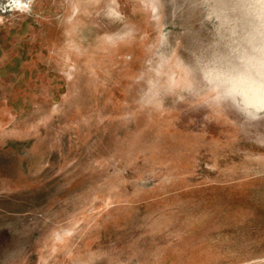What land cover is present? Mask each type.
<instances>
[{"label":"water","instance_id":"water-1","mask_svg":"<svg viewBox=\"0 0 264 264\" xmlns=\"http://www.w3.org/2000/svg\"><path fill=\"white\" fill-rule=\"evenodd\" d=\"M158 7L0 0V51L34 49L68 102L0 115V264H264V121L208 103L198 70L264 49V5ZM161 53L176 85L146 107Z\"/></svg>","mask_w":264,"mask_h":264},{"label":"clouds","instance_id":"clouds-1","mask_svg":"<svg viewBox=\"0 0 264 264\" xmlns=\"http://www.w3.org/2000/svg\"><path fill=\"white\" fill-rule=\"evenodd\" d=\"M35 0H8V7L22 13L30 14ZM264 5V0H257ZM144 6L157 17L159 0H143ZM109 15L119 17L113 9ZM210 18V17H209ZM257 19L264 21V9L257 12ZM132 35L131 32L116 33L105 38L109 42H120ZM256 55H241L235 62L223 59H210L198 62L200 78L204 91L208 94V103L218 109L228 108L242 118V124L252 126L264 121V49H255ZM171 58L159 54L155 62L147 61L146 73H141L140 79L148 75L147 90L141 96V103L147 106L162 105L161 79L166 78V91H172L176 85V75L170 70ZM176 67L186 77L192 75L193 69L182 60L175 61ZM186 91H192L188 84ZM183 99V97H181Z\"/></svg>","mask_w":264,"mask_h":264},{"label":"rangeland","instance_id":"rangeland-1","mask_svg":"<svg viewBox=\"0 0 264 264\" xmlns=\"http://www.w3.org/2000/svg\"><path fill=\"white\" fill-rule=\"evenodd\" d=\"M34 4L47 15V0ZM66 103L34 49L0 51V115Z\"/></svg>","mask_w":264,"mask_h":264}]
</instances>
